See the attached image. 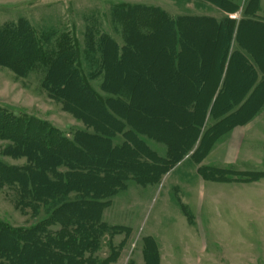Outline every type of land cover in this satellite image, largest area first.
I'll use <instances>...</instances> for the list:
<instances>
[{
    "label": "trees",
    "instance_id": "1",
    "mask_svg": "<svg viewBox=\"0 0 264 264\" xmlns=\"http://www.w3.org/2000/svg\"><path fill=\"white\" fill-rule=\"evenodd\" d=\"M209 1L227 12L239 8L229 0ZM259 1L245 0L243 18L239 22L226 15L220 18L186 14L174 17L159 8L119 6V10L114 9L113 13L116 11L114 16L120 18L118 28L123 44L109 33L95 37L94 33L87 31V52L96 55L94 70L87 72L80 66L78 50L72 46L74 44H67V36L57 41L56 31H50L45 36L47 42L42 44L25 19L0 25V66L8 67L22 77L38 71L41 86L50 97L60 101L64 109L71 111L93 130H77L70 137L44 120L27 114L16 116L0 109V138L10 142L4 154L26 160L23 165H10L0 160V189L9 191V197L12 196L15 207L21 212H30L33 216L42 212L45 214L42 222L30 227H13L0 221V264H110L116 261L120 256L121 244L110 242L109 254L103 259L99 257L105 236L128 233V228L110 225L103 219L105 209L111 205V197L125 190L131 180L143 186L159 183L169 167L183 159L195 145L194 153L199 152L200 158H204L214 141L234 125L232 120L229 122L231 117L219 119L224 114L214 111L210 112L214 121L208 123V110L227 60L230 64L227 71H230L234 61L243 67V64L252 67L247 55L259 63L260 68L264 67L263 55H259L264 53V48H260L264 43L255 50L259 54L253 50L244 53L240 47L231 54L229 52L237 24L236 48L244 42L242 28L245 25L264 29L263 19L257 14ZM226 2H229V6L223 4ZM198 33L215 40L226 37L220 68L219 63L213 64L208 79L202 74L205 56L211 59L220 54V50L217 45L203 44L206 48L204 56L195 42ZM141 41L160 46L161 52L170 59L172 79L178 84L184 82V77L195 84L197 91L192 94L189 103L182 104L180 100L189 93V87L186 93L173 94L177 102L173 101L175 106L171 107V111L174 113V107H181L186 121L185 126L184 122L182 124L177 120L174 125L181 133L186 132L187 126L189 133L183 142L149 131L146 120L137 111L136 95H147L149 86L146 84L156 85L159 78L156 76H159L158 72L153 73L150 67L144 66L141 73L139 70L138 75L134 76L144 83L146 90L129 79L132 71L140 66L135 57L141 53ZM46 44L55 47L47 50ZM193 61L199 83L190 69ZM90 64H93L91 58ZM127 64L129 67L125 66ZM244 72L247 73L235 72L232 82L236 77L245 79L247 75L249 82L243 91L245 94L256 78L245 68ZM215 74L216 85L203 105L200 99L204 85L207 80L212 81ZM99 76L103 78L101 90L106 95L99 93L91 83ZM227 84L221 88L213 105L214 110L217 106L222 111L225 108L229 110L242 100L244 94L241 95V92L233 95L238 98L232 104L234 98L229 94L233 93V85L230 92L232 83L229 85L228 81ZM71 86L76 89L70 91ZM257 93L246 103L239 117H247L256 108L262 99ZM250 106L254 107L247 108ZM245 108L248 109L247 114ZM166 119L170 122L169 118ZM118 134L123 135L124 142L115 145L113 138ZM140 135L164 143L166 155H158ZM206 170L211 173L205 174L210 179L220 180L217 169ZM261 175L250 174L246 179L237 180L256 181ZM148 241L153 243V239L145 238V262L159 264L158 249L155 245L154 249L149 247Z\"/></svg>",
    "mask_w": 264,
    "mask_h": 264
},
{
    "label": "rangeland",
    "instance_id": "2",
    "mask_svg": "<svg viewBox=\"0 0 264 264\" xmlns=\"http://www.w3.org/2000/svg\"><path fill=\"white\" fill-rule=\"evenodd\" d=\"M205 1L209 2L206 6H194L192 0H0V25L25 19L31 24L35 36L42 44L47 42L45 36L50 31H56L57 41L67 36V44H74L72 46L78 50L80 66L87 72L94 70L96 60V55L87 52V31L94 33L95 37L109 33L123 44L118 28L120 18L114 16L119 6L159 8L177 17L193 8L216 9L210 5L211 1ZM114 9L116 11L113 13ZM205 36L202 37V34L198 33L195 37V42L204 52V56L206 48L203 44L217 45L218 51L220 50V54L211 59L205 56L202 74L208 79L213 64L219 63L220 68V57L224 52L226 37L215 40ZM242 39L257 53V47L264 43V29L245 25L242 28ZM50 44H46L45 49L55 47ZM139 44H142L145 51L140 47L141 53L135 57L140 66L136 68L138 70L132 71L129 79L142 88H147L134 76L138 75L139 70L141 73L144 66L150 67L153 73L158 72L159 76H156L159 78L157 86L146 84L149 86L147 95H136L137 111L146 120L149 131L157 135L162 133L165 135L163 137H174L183 142L189 133L187 126L186 132L181 133L174 125L175 120L182 124L184 122V126L186 121L182 116L181 107H174L175 114L171 111L176 100L173 94L186 93V88L189 87V93L180 99L182 104L189 103L193 98L192 94L197 91L195 84L186 77L182 84L172 79L170 59L161 52L159 45L149 41H141ZM259 55L264 58V53ZM90 58L93 64H90ZM125 66L129 67L128 64ZM190 69L193 78L199 83L198 73L194 71V61ZM235 72L245 73L244 67L238 61H234L231 66L229 84L232 83ZM40 77L38 71H32L22 77L8 67L0 66V109L16 116L27 114L44 120L70 137L77 130L93 131L71 111L64 109L60 101L50 97L41 86ZM102 79V76L96 77L91 83L99 93L106 95L101 90ZM216 80L215 74L212 81L207 80L205 83L204 91L202 88L200 100L203 105L216 85ZM71 87L70 91L76 89ZM230 87L232 89V84ZM259 94L263 95V92L260 90ZM166 118H169L170 122ZM128 129L129 127L126 128ZM140 138L145 143L147 141L160 155H165L164 144L157 143L145 135H140ZM123 141V135L118 134L113 143L120 145ZM9 144L7 139L0 138V160L10 165L25 164L24 158L15 159L4 154ZM196 147L197 145L178 163L169 167L159 183L141 186L131 180L125 190L111 197V206L106 211L105 220L110 225L128 228V233L105 236L99 252L100 259L109 254L110 242L118 245L124 241L121 244L120 256L110 264H147L143 250L146 245L145 238L151 237L153 243L148 241L149 247H157L159 258L163 254V264H264V161L254 159L233 163H205L206 156L200 158L199 152L194 153ZM183 160H186L185 163ZM209 168L217 169L220 180L206 176L211 174L206 170ZM174 169L179 171L172 173ZM212 171L216 173L214 169ZM256 173L262 174L256 181L237 180L246 179L250 174ZM8 192L6 189H0L1 222L13 227H30L45 219L43 212L38 216L21 212L15 207Z\"/></svg>",
    "mask_w": 264,
    "mask_h": 264
},
{
    "label": "crops",
    "instance_id": "3",
    "mask_svg": "<svg viewBox=\"0 0 264 264\" xmlns=\"http://www.w3.org/2000/svg\"><path fill=\"white\" fill-rule=\"evenodd\" d=\"M192 1H193L192 3L194 4V6H196L195 4H201L203 6H206L207 4H209V2L207 3V1L205 0H192ZM226 3H229V2H226ZM233 3L239 7L237 10L233 12L224 11L221 8H219L217 5H213L210 3V5L214 6L216 9L210 10V9L193 8L190 12H186V15H199V16L209 15L215 18L216 17L220 18L221 16L226 15L229 18L235 20L236 22H239L243 18L242 11L244 7V0L243 2H240V3L233 1L232 4ZM263 12H264V0H260L259 8L257 9V14L263 19V22H264ZM237 27H238V24L236 26V30H237ZM236 30L234 31V34H233V39H232L231 47L229 51L230 54L233 52L234 49H238L239 47L244 53L250 52V50H253L245 42H243L242 45H239L236 48V45H238V42L236 39L238 32ZM246 58L248 60L250 59L248 63L251 64L252 67H246L245 64H243L245 71H251L252 72L251 75H254V77L256 78L255 81L251 85L248 92H246L245 94L244 92L241 93V95L244 94V96L242 97V100H240V102L234 104L235 98H238V97H233L231 96V94H229L230 95L229 97L234 98V100L232 99L233 100L232 104L234 105L229 110L225 108V110L222 111V109L218 108L219 106H217V108L214 110L213 105L216 99L218 98V96L220 95L221 88L228 85L227 84V82L229 81L228 75L230 77V71H227V69H229L230 64L228 60L226 61L225 70H224V73L222 74V79L220 80V84L218 85L217 91L214 93L211 106L208 110L209 116H207V119H208V123L214 121L213 117L210 116V112L214 111V112L224 114V115H220L221 117H219V119L223 120V118L225 119L227 117H231L229 119V122L232 120L234 125L230 129L222 133L214 141V144H213L214 147H212L210 152L204 158L205 163L209 161L214 162V163H218V162L221 163L222 161L225 163H233L237 161H245V160L247 161V160H254V159H258L259 161H264V67L261 66L260 68L258 66L259 63H257L254 59H251L248 55ZM232 85H233V82H232ZM260 90L263 92V95H261L262 99L258 103L256 108L243 120L242 118H238L239 117L238 114L244 108L246 103L250 101L252 97L256 94V92H259ZM230 92H232V89H230ZM113 142H114V138H113ZM157 143H160V142L157 141ZM146 144L148 147L151 148V146L148 144L147 141H146ZM160 144H164V143H160ZM152 150L155 151L158 155H160L156 150L154 149ZM166 151H167V147H166ZM165 155H160V156H165ZM185 161L186 160H183L184 163ZM178 171L179 170L174 169L172 173H175ZM196 173H198V170L196 171ZM259 182L258 183L255 182V184H261ZM109 207H107L104 211V214H103L104 221H106L105 215ZM122 243H124V241L120 242V244ZM143 254L145 257L144 250H143ZM163 260H164V256L162 254L159 260V264H163Z\"/></svg>",
    "mask_w": 264,
    "mask_h": 264
},
{
    "label": "bare ground",
    "instance_id": "4",
    "mask_svg": "<svg viewBox=\"0 0 264 264\" xmlns=\"http://www.w3.org/2000/svg\"><path fill=\"white\" fill-rule=\"evenodd\" d=\"M262 46V45H261ZM260 46V48H261V50H262V48H264V45L261 47ZM261 52V51H260ZM213 72V71H212ZM249 75V74H248ZM247 76V75H246ZM246 76H245V79L244 78H242V76H240L241 78H239V77H236L234 80H233V93H232V95L231 96H233V95H235V96H237V95H239L241 92H243L244 91V89H245V86H246V83H247V85H248V82H247V80H246ZM248 77V76H247ZM250 79V78H249ZM259 99H260V97H259ZM258 99V100H259ZM257 100V101H258ZM259 102V101H258ZM250 105V104H249ZM248 105V106H249ZM256 105H258V103L256 104ZM252 107H254V106H252ZM252 107L250 106V107H247V108H250V109H252ZM223 108V107H222ZM247 108H245V109H247ZM249 111H251V110H249ZM246 112H248V109L247 110H245V113ZM243 113V112H242ZM244 114V113H243ZM247 114V113H246ZM248 116V115H247ZM242 117V116H241ZM241 117H238V118H241ZM244 118V117H243ZM243 118H242V120H243ZM246 118V117H245ZM241 120V119H240ZM193 134V133H192ZM191 134V135H192ZM191 137V136H190Z\"/></svg>",
    "mask_w": 264,
    "mask_h": 264
}]
</instances>
